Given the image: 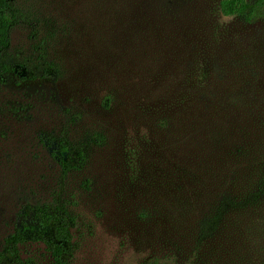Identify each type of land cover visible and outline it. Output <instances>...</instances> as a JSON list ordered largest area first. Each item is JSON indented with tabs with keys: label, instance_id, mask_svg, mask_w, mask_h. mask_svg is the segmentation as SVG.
<instances>
[{
	"label": "rangeland",
	"instance_id": "obj_1",
	"mask_svg": "<svg viewBox=\"0 0 264 264\" xmlns=\"http://www.w3.org/2000/svg\"><path fill=\"white\" fill-rule=\"evenodd\" d=\"M11 2L19 24L0 56L15 69L0 81V249L22 207L55 205L76 218L69 264H203L205 247L193 255L189 243L204 232L202 213L175 219L169 202L218 190L187 179L181 196L169 184V75L183 77L184 92L222 52L249 50L264 65V26L223 16L221 0ZM208 131L215 157L224 123ZM47 137L82 147L83 167L65 173ZM22 250L54 264L43 245Z\"/></svg>",
	"mask_w": 264,
	"mask_h": 264
},
{
	"label": "trees",
	"instance_id": "obj_2",
	"mask_svg": "<svg viewBox=\"0 0 264 264\" xmlns=\"http://www.w3.org/2000/svg\"><path fill=\"white\" fill-rule=\"evenodd\" d=\"M220 12L246 27L264 26V0H221ZM18 24L11 0H0V56ZM261 46L254 48L263 51ZM214 63L211 73H193L194 87L184 92L183 77L169 75V184L181 196L187 187L181 191V181L187 179L200 192L218 191L192 199L174 194L169 215L202 213L204 232L189 243L193 255L205 247L203 264H264V65L249 50L222 52ZM14 72L0 61V81ZM213 120L225 126L216 135L215 157L205 147ZM43 143L65 173L86 162L83 148L64 137H47ZM75 226L76 218L62 206L25 205L4 239L0 264H36L23 255L29 245H43L54 264H69Z\"/></svg>",
	"mask_w": 264,
	"mask_h": 264
}]
</instances>
